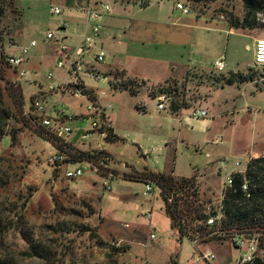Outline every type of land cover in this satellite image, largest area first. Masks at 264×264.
Wrapping results in <instances>:
<instances>
[{"label": "rangeland", "instance_id": "1", "mask_svg": "<svg viewBox=\"0 0 264 264\" xmlns=\"http://www.w3.org/2000/svg\"><path fill=\"white\" fill-rule=\"evenodd\" d=\"M64 1L14 0L12 11L6 12L0 22V84L5 87L6 82L17 81L4 63L5 57L16 52L19 46L34 41L36 46L29 56L39 57L40 65L35 72L25 66L27 77L18 82L24 105H27L29 97L45 90V76L49 71L56 77L60 73L54 68L55 45L47 42L45 35L65 21L70 25L66 30L67 43L72 45L80 32L78 23L84 20L83 14L78 12L80 8L95 1L109 4L111 15L103 20L100 33L105 60L123 66L127 77L135 78L132 75L141 71L147 80L144 87L133 92L109 89L104 81H86L89 87L105 88L106 96H100L99 101L111 106L107 111L108 122L120 140L103 142V150L111 156L110 167L119 178L111 182L110 191H104L100 178L82 166V177L66 180L61 169L53 170L47 165L52 148L35 128L29 124L13 125L18 130L14 144L8 136L0 141V158L4 160L0 161V175L5 172L9 177L7 183L0 186V202L32 194L27 198L24 215L27 223L41 232L43 226L62 220L78 225V232L62 240L69 264H119L143 257L151 264H203L196 261V250L188 239L179 238L171 230L159 196L153 203L151 220L159 234L155 241H147V221L138 216L137 207H149L152 196L143 193V183L127 181L124 174L147 167L172 172L175 177L193 176L198 199L204 202L220 196L225 172L217 174L219 161L225 160L228 167L236 161H241L242 165L254 153L255 146H258L257 155H264V90L255 82L221 86L216 80L229 77L231 73L245 74L250 68L260 76L259 81L264 79V68L253 67V41L264 38V11L256 15L257 22L263 26L233 29L230 34L194 31L193 39L185 46L180 45L177 60L170 64L160 56L168 42H163L164 38L160 42H141L137 31L142 29L145 20L166 15L173 8L172 0H150L146 7L129 0H69L67 6ZM126 2L128 4L120 9V3ZM53 6H58L61 14H51ZM194 9L207 16L220 14L217 18L222 16L223 20L231 12L241 18L243 0H202ZM221 55L225 67L218 72L212 64ZM164 82L172 84L165 87L169 90L165 92L167 106L172 97H183L189 104L187 110L177 114L156 111V100L148 92ZM41 99L52 106L48 112L51 115L56 111L80 115L84 111L78 104L86 105L70 97L61 101V97L54 94H45ZM191 108L206 110L207 116L203 119L209 120V126L205 131L182 118ZM70 125L74 129L72 141H77L88 127L81 118ZM98 142L96 136L83 141L91 145ZM145 153H149L146 158ZM84 228L91 229L102 246L88 232H82ZM43 234L46 238L56 236ZM112 240H120L119 254L109 248ZM7 241L12 247L20 244L16 234ZM197 249H211L216 255L215 264H236L241 254L227 244L221 247L213 241Z\"/></svg>", "mask_w": 264, "mask_h": 264}, {"label": "built area", "instance_id": "2", "mask_svg": "<svg viewBox=\"0 0 264 264\" xmlns=\"http://www.w3.org/2000/svg\"><path fill=\"white\" fill-rule=\"evenodd\" d=\"M174 8L182 14L191 13V8L183 0H172ZM129 2L139 5L149 4L150 0H129ZM83 14L82 30L76 34V40L72 45L67 43L69 34L66 30L69 24L65 21L60 23L55 31H50L45 35V40L55 45L54 52L56 59L54 68L60 72L56 77L53 71H49L45 79L47 85L44 91L29 97L28 104L23 106L22 117L32 125L39 136L44 138L52 148V153L47 157L46 163L53 170H62V176L66 180H76L83 176V168L90 169L97 175L104 191H110V184L119 178V175L110 167L111 156L103 150V142L108 136V129L111 128L108 122L107 111L110 105H102L99 97L106 96L105 88L95 89L86 85V81L95 83L103 82L109 89L136 91L144 80L127 77L123 72L114 76L101 72L97 66L104 63L105 53L100 45V33L102 31L103 20L111 15V6L103 1H95L85 5L78 11ZM53 15L61 14L58 6L50 8ZM222 19V16H220ZM36 46L34 41L27 45L19 46L17 51L8 54L5 65L13 71L18 84L20 80L26 79L25 64L29 58V53ZM214 70L221 72L224 67V57L221 56L212 64ZM253 67L264 68V38L257 39L253 49ZM264 80V79H263ZM39 85V84H38ZM45 94H54L61 97V101L66 97L74 98L85 102L78 104L83 108V113L66 114L64 111H56L49 114L52 106L46 105L42 101ZM156 111L167 110L168 96L160 92L155 96ZM144 108L143 105L140 106ZM207 116L204 109L193 108L190 117L203 119ZM83 119L88 123V127L78 137L77 141H72L74 129L71 123L78 119ZM91 136H96L98 143L91 145L88 150L79 149L83 141ZM89 151L91 155L99 156L98 159H82L80 152ZM149 153L143 154L146 158ZM251 158L243 161H236L231 167L227 166L225 160L219 161L218 172H225L219 198L215 197L211 201H201L198 199L186 200L184 194L192 191L188 181H178L170 190H163L158 184L151 181H143V193L151 194L152 203L149 207H137L138 216L147 221V241H155L159 230L152 226L151 220L154 213L153 203L159 196L164 204V211L169 208L175 212L177 225L173 231L179 238L185 237L196 250V261L203 264H215L216 255L208 249L199 250L197 248L207 247L209 242H217L221 247L227 244L230 248L241 251L236 260V264H254L256 260L264 262V228L259 231L248 233L240 232L235 228L227 227V218L224 215V200L227 192H234V182L240 179L239 191L244 198L250 195V183L245 176L246 169ZM196 186V184H195ZM197 189V188H196ZM192 194V193H190ZM184 204V205H183ZM187 209L189 211L187 212ZM190 213V216L188 214ZM168 217L169 215L166 214ZM170 219V218H169ZM127 227V226H126ZM172 230V229H171ZM120 240H112L109 248L119 254L121 249ZM119 264H151L145 257L136 261Z\"/></svg>", "mask_w": 264, "mask_h": 264}, {"label": "trees", "instance_id": "3", "mask_svg": "<svg viewBox=\"0 0 264 264\" xmlns=\"http://www.w3.org/2000/svg\"><path fill=\"white\" fill-rule=\"evenodd\" d=\"M183 1L190 6L192 12L197 16L203 14L201 12L196 13L194 9L202 0ZM13 5L14 0H0V22L5 17L6 12L12 11ZM147 5L142 4L141 7H146ZM263 11L264 0H243V16L239 18L231 12L225 21L229 29L263 26V24L257 22L256 18V15ZM219 15H211L209 17L217 18ZM18 16H20L19 12ZM107 74L116 76L120 73L118 70H112L107 72ZM259 77L250 68L245 74L231 73L229 77L222 76L216 78V80L221 86L255 82L257 86L264 90V80L259 81ZM18 87V84L11 82H6L5 87L0 84V141L4 136H8L11 144L16 141L18 133V130L13 125L15 127L20 124L28 125L22 117L24 99ZM157 89L158 93L169 91L162 87ZM152 97L155 98V96ZM184 108H187L185 98L172 97L168 105V111L171 114H177L178 111ZM119 140L120 138L113 133L112 128H109L105 142L112 143ZM80 155L82 159L87 160L100 158L99 156L91 155L89 151L80 152ZM0 161L4 160L0 158ZM2 173L3 175H0V186H4L9 180L8 174ZM245 176L250 183L249 197L244 198L241 195L239 191L240 179L236 178L233 188L235 191L227 192L224 200V215L227 218V227L248 233L264 228V155L250 159ZM124 177L125 180L132 182L151 181L158 184L163 190H170L178 181H188L193 190L185 193L184 197L186 200L196 199L197 189L193 176L189 178L175 177L172 172H159L144 167L141 171L124 174ZM31 195L28 194V197ZM191 195L192 197L190 198ZM28 197L17 196L12 201L0 202V264H69L68 253L62 248V240H65L68 235L78 232L80 227L65 220L43 226L44 230L42 232L40 229L30 226L24 215ZM188 211L189 209H187ZM166 214L169 215L170 228L173 230L177 225L175 212L167 208ZM188 216H190V213ZM81 231L88 232L91 238L96 239L91 229L84 228ZM43 233L56 236L46 238ZM12 234L18 236L20 243L14 247L9 245L7 241ZM96 241L98 240L96 239ZM97 243L102 246V242L98 241ZM254 264H264V262L256 260Z\"/></svg>", "mask_w": 264, "mask_h": 264}, {"label": "crops", "instance_id": "4", "mask_svg": "<svg viewBox=\"0 0 264 264\" xmlns=\"http://www.w3.org/2000/svg\"><path fill=\"white\" fill-rule=\"evenodd\" d=\"M64 3L69 5V0L64 1ZM87 3L86 5H88ZM120 9H122V5L128 4L126 3H120ZM69 9V7H67ZM70 26V25H69ZM78 29L79 31L82 30V21L78 23ZM194 31H201V32H206V33H211V34H230L232 33L233 29H229L227 26V23L225 20L221 18H211L205 14L202 15H196L194 12L185 15L182 14L180 11L176 10L174 8H171L166 15L160 16L159 18L156 19H148L145 20L144 26L142 29L137 31V37L143 42L144 40H157L160 42L162 38H164L163 42H168L165 45H168V47H164L161 51H163V54L160 55L163 60H165L167 63L172 64L174 61L177 60V50L180 49V45L182 44L185 46V43H188L190 39H193V32ZM195 33V32H194ZM192 34V36H191ZM165 38L168 39V41H165ZM257 40V39H256ZM254 40L253 42H255ZM174 47V48H173ZM179 55V54H178ZM223 56V55H221ZM220 56V57H221ZM142 57H145L144 55ZM219 57V58H220ZM120 64V63H119ZM40 65V58L32 56L28 58L25 66H28V69L31 72H35L38 66ZM97 68L100 70L102 68L104 73H107L112 70H118L123 72L125 75L126 69L118 65V63L113 62L112 60H105L104 63L100 64L97 66ZM137 74L132 75L135 78L144 80V85L145 82L147 81L146 78L144 77V73L141 71H137ZM128 76V75H127ZM245 82L244 84H246ZM171 82L168 83H158L157 88H167V87H172ZM143 85V87H144ZM160 85V86H159ZM234 85V84H232ZM142 87V86H141ZM140 87V88H141ZM140 88H138L136 91H138ZM154 89L151 92H148L150 95L149 96H156L158 94V89ZM187 108L181 109V110H187L189 108V104L185 101ZM167 106V104H166ZM193 108H191L189 111L191 112ZM204 109V108H200ZM168 110V106H167ZM169 112V111H168ZM179 112V111H178ZM185 122L195 124V126L198 128V130L205 131V129L209 126V120L207 119H194L190 117V113L186 116H182ZM112 128V126L110 125ZM113 133L114 129L112 128ZM89 143L83 145H79V149L81 150H88L89 149ZM256 150L254 153L247 158H253L257 157L258 155V146H255ZM189 178V177H187Z\"/></svg>", "mask_w": 264, "mask_h": 264}]
</instances>
